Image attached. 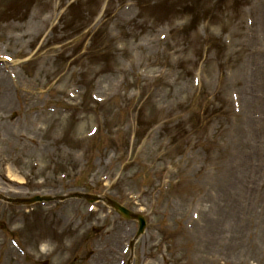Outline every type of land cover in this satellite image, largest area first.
Segmentation results:
<instances>
[{"label":"rangeland","instance_id":"1","mask_svg":"<svg viewBox=\"0 0 264 264\" xmlns=\"http://www.w3.org/2000/svg\"><path fill=\"white\" fill-rule=\"evenodd\" d=\"M2 75L1 195L140 212L132 264H264V0H0ZM134 234L0 202V264H123Z\"/></svg>","mask_w":264,"mask_h":264},{"label":"bare ground","instance_id":"2","mask_svg":"<svg viewBox=\"0 0 264 264\" xmlns=\"http://www.w3.org/2000/svg\"><path fill=\"white\" fill-rule=\"evenodd\" d=\"M0 82H2V84H3L2 86H0V95H2V97L4 99H8L9 98V95H8L9 86L11 83H10L9 79H7L6 75H2V77L0 78Z\"/></svg>","mask_w":264,"mask_h":264},{"label":"water","instance_id":"3","mask_svg":"<svg viewBox=\"0 0 264 264\" xmlns=\"http://www.w3.org/2000/svg\"><path fill=\"white\" fill-rule=\"evenodd\" d=\"M115 209L119 210L123 215H125L126 217H129L128 213H126L125 211L121 210L119 207H117L116 205L110 203Z\"/></svg>","mask_w":264,"mask_h":264}]
</instances>
